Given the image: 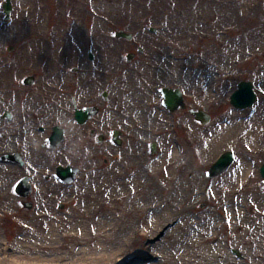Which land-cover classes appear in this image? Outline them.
Listing matches in <instances>:
<instances>
[{"label": "rangeland", "instance_id": "rangeland-1", "mask_svg": "<svg viewBox=\"0 0 264 264\" xmlns=\"http://www.w3.org/2000/svg\"><path fill=\"white\" fill-rule=\"evenodd\" d=\"M5 1L0 0V84L2 86L7 85V81H21L30 71L37 72L36 65H43L46 61L52 66L65 63L70 67L73 64L76 48L100 49L104 41L114 43L110 45L109 53L114 60L113 67H119L122 65L121 55L129 50V46H122L119 44L122 40L115 39L114 34L118 30L140 32L142 33L140 37L149 43L146 45L148 49L158 48V51H162L160 56L151 54L152 58L160 61L154 62L153 65L158 69V78L153 80V83H157L155 86H158L156 90L158 93L154 94H161V90L165 87L180 89L186 98L185 104L188 108L195 111L202 109L212 117L210 123L202 125L191 114L190 109L186 111L179 109L171 113L164 108L167 110L168 121L169 119L171 121V136L179 145L182 158L188 162L186 167L195 169L194 157L197 153L200 156L199 164L204 165L202 177L199 178L198 183H195L197 187L200 183L204 184L202 186L205 189L204 196L195 195L190 200V213H187L182 221L193 220L199 214L210 217L212 214H217V209L219 210L220 207L223 213L221 222L224 221L223 218L227 220L229 197L223 196L218 202L215 195L211 196L210 190L216 183L226 185L228 177L233 176L232 172L235 170L236 190H240L236 207L246 214V218L240 224H236V229L231 222L222 225V231H219L221 238L215 243L221 259L216 260L213 257L211 259L208 256L215 252L214 249L206 256L209 261L205 264H264V212L256 201L249 203L245 201L246 191L249 188H252L253 199L264 195V179L260 174V167L264 163V145L260 141V136L264 135V0H39L42 14L38 16L41 19L38 16H30L26 11L33 4L36 5L37 0H12L13 11L10 20L5 19L2 7ZM224 7L233 15V20L224 23L221 30L220 23L217 32L212 28V24L217 19L220 21ZM150 27L158 29L156 35H151ZM248 32L254 35L260 34V39L247 51L245 60L238 53L225 55L235 40L243 43V35ZM10 46L13 47L12 51H8ZM210 50L218 53L217 60L210 55ZM222 52L225 54L222 55ZM29 60H32L30 71L27 67L30 64ZM214 68L219 71L221 81L213 94L210 89L212 82L206 73ZM142 71L144 77L148 78L149 71L145 66ZM241 81H251L254 84L258 101L252 108L236 109L230 103V97ZM153 83L146 81L149 91ZM199 87L202 88L201 92L196 89ZM193 91L199 93V96L196 97ZM124 111L119 118L125 122V133L129 134L126 135L125 143L121 147L113 142L105 144L104 147L94 144L90 151L80 150V155L84 154V156L79 157L75 154L73 159L80 163L84 170L92 165L105 167V159H109L112 162L106 166L107 169L117 164L116 166L120 168L119 172H122V169H126L128 165L133 167L132 171L127 169L128 174L136 175L134 179L139 187L135 188L131 178L123 180V189L117 194L126 193V196L121 202L110 201L107 206V216L111 218V223H108L111 234L106 241L107 253H103L104 250L95 246L97 243L95 231L103 227L104 223L93 221L91 229L84 230L82 224L87 217L86 209L75 199L85 194L84 183H89V176L86 181L79 180L75 183L70 191L58 187L55 194L36 192L37 197H33L32 200L37 206L30 210L24 205L30 198H21L12 194L9 202L2 201L3 198L0 196V264H189L187 259L182 258L181 250L190 242V235L182 231L178 240L164 237L163 244L157 246L158 240H155L150 230L156 228L155 219L159 217L163 220L170 216L175 205L183 200L184 195L193 187L186 186L187 182L181 180L176 183L165 180L166 173L157 171V165L152 163L161 153L160 141H155L156 137L152 135V130H149L150 136H148L146 132L143 134L137 129L138 123L143 118L141 111H138L137 118H134L135 115L132 117L128 109ZM233 114L244 116L246 121H251L259 115L263 119V125L257 129V134L260 136L252 143H248L247 147L241 146L237 138L234 144L223 148L219 147L216 139H211L205 148L206 151L213 150V154L209 159H205L202 146L193 145L192 131L198 130L200 135L211 132L218 123L228 120ZM198 139L201 140L200 136ZM166 140L164 136V141ZM136 141L143 142L144 145L136 146L134 145ZM152 143H157L155 153L151 152ZM172 145L176 147L175 144ZM74 150L76 151L77 148ZM226 151L234 153L233 164L223 174L210 178V166ZM85 153L88 155L87 160L84 159ZM117 154L121 155L119 160L109 158L111 155L115 158ZM245 164L249 166L246 177L243 169ZM3 169L5 174L0 173V184L4 182L7 187L15 181V176L3 177L7 170L9 172V168H1L2 171ZM147 169L155 171L156 183H167L166 190L157 189L153 199L145 197V193L154 188ZM20 172L19 169L17 173ZM36 177L38 176L35 175ZM112 177L111 173L108 178ZM52 179L54 178L50 180ZM148 179L150 182L147 181ZM43 180L45 178H39L40 183ZM130 187H133L132 195ZM169 195L172 198L166 199ZM113 196L116 194H111V198ZM156 199L160 200L158 210H146V204L152 207ZM63 203L66 205L65 210L59 208V204ZM117 205L120 210L114 214ZM11 209L12 214H9ZM38 213H45L48 216L59 214L64 218L61 231L64 233L71 231L70 234L63 239L56 238L54 241L29 239L23 227ZM217 217L220 218L218 214ZM177 222V218H172L168 222L171 228L167 225L168 228L174 230ZM118 227L132 229L134 233L129 235L126 245L116 248L115 245L122 237L115 232ZM248 227L251 228V233L240 237ZM185 228L186 231L195 230L190 225ZM215 231L216 229L213 230ZM151 246L154 249L150 250ZM102 254H104L103 261L100 258Z\"/></svg>", "mask_w": 264, "mask_h": 264}, {"label": "flooded vegetation", "instance_id": "flooded-vegetation-1", "mask_svg": "<svg viewBox=\"0 0 264 264\" xmlns=\"http://www.w3.org/2000/svg\"><path fill=\"white\" fill-rule=\"evenodd\" d=\"M141 35L132 31L129 40L114 34L116 40H122L119 44L129 46L121 55L119 67H113L114 60L109 53L114 43L104 41L100 49L76 48L70 67L65 63L52 66L46 61L43 65L37 64V72L33 73L30 71L32 60H29L30 72L21 81L0 84V170L9 168L3 177L15 176V181L5 187L8 197L19 196L16 184L28 177L31 184L28 201L34 209L37 203L32 198L37 197L36 192L51 193L48 188L51 189L52 183L73 185L79 181L84 168L73 159L75 154L84 156L80 150L90 151L94 144L104 147L113 142L121 147L125 143L129 133H125V122L119 118L124 110L128 109L134 118L138 117V111L143 113L142 120L146 116L152 118L157 109L153 102L161 95L154 94L158 86L153 83L158 78V69L153 65L160 61L151 54L160 56L162 51L148 49V42ZM144 66L150 73L148 78L143 75ZM146 81H152L153 90L149 91ZM187 109L190 108L186 105L183 110ZM120 157L117 154L109 158L119 160ZM111 162L105 159L106 166ZM1 172L5 174L4 169ZM40 177L45 178L41 183ZM60 209L65 210L66 205Z\"/></svg>", "mask_w": 264, "mask_h": 264}, {"label": "bare ground", "instance_id": "bare-ground-1", "mask_svg": "<svg viewBox=\"0 0 264 264\" xmlns=\"http://www.w3.org/2000/svg\"><path fill=\"white\" fill-rule=\"evenodd\" d=\"M38 2L39 0H37L36 5L33 4L30 9L26 10L30 16H38L39 14L41 16L42 13ZM234 10L236 11V7ZM39 19H41V17ZM219 19L220 21L217 19V21H214L212 24V28L215 29V31L217 32V27L220 25V23L221 25L219 28L221 30L223 28L222 25L224 23H230L229 21L233 20V15L230 14L228 10H226V8L224 7L221 11V17ZM243 36V43H238L235 40L226 51V54L224 52H222L221 54L230 55L233 53H238L242 56L243 60H245V55L247 51L252 49L258 43L260 39V34L254 35L251 32H248L245 33V35ZM209 53L211 56H213L214 60H217L218 53L215 50H210ZM206 74L209 76V79L212 82L210 85V89L211 92L214 94L221 81L219 71L215 70L214 68L213 70H208ZM202 85L203 83L200 85V87H202ZM200 87L196 88L199 92L202 91V88ZM193 93H195V91H193ZM195 96L198 97L199 93H195ZM153 105L157 106V111H155V114L152 115V118H149L150 116H146L142 120V125L140 127V130L143 134H145V132L149 134L148 129L152 128V132L156 137L155 141L159 140L161 143V153L152 161V163H155L157 165V171L166 173L165 180L167 182L176 183L177 181L181 180L185 183L187 182L186 186L193 187V189H190L184 195L183 200L179 201L175 205V209L173 210V213L170 216L165 217L163 220H160L159 217L155 219L156 228L150 230V233L155 238V240H158L157 246H159L163 244L162 240L164 237H169L170 239L172 238V240H178L179 233L185 231L187 235H190V242L187 243L188 245L186 246V248L181 250V254L182 258L187 259V262L189 264L207 263L209 261V258L206 256L214 249L215 252L208 256H210L211 259L212 257L216 260L221 259L220 252L216 251L217 245H215V243L218 242L221 238V236L219 237V231L221 230L222 225H228V223L231 222L234 224L236 229V224H240L246 218V214L242 211H239V209L236 207L237 202L239 201L238 196L240 194V190H236V175L234 173L235 170L232 172L233 176L228 177V183L226 185H223V183H216L210 190L211 196L215 195L217 198L216 200L218 202L222 200L223 196L229 197L227 200V207L229 212L227 220L223 218L224 221L221 222L220 219H222L221 216H223V213L220 207L219 210L217 209V214L220 216V218L217 217V214H212L210 217H204L202 216V214H199L193 220L187 219L185 221H182V219H184L183 217L187 213H190V200H192L195 195L203 194L204 196L205 189L202 188L204 184L200 183L199 187H197V185L195 184L198 183V181H200L199 178L202 177L204 165H202V163L199 164L198 161L200 159V156L197 153L194 157L195 169L193 170L189 167H186L188 165V162L182 158L180 154V147L175 143L174 137L171 136V121L170 119L168 121V118L166 117L167 110H164L165 107L162 104L161 98H156L153 102ZM144 109H147L146 105L144 106ZM262 125L263 119L259 115L256 118L254 117L253 119H251V121H246L244 119V116L242 117L239 114H233L228 120L218 123L211 132H205L200 135V131H192L194 137L193 145L195 146V144H199L200 146H202L201 149H204V158L209 159L210 157H212L211 155L213 154V150H211L212 152L206 151L207 149L205 147L208 146L207 144L211 139H216L219 144V147L221 148L234 144L236 142V138L240 141L241 146L247 147L248 143H252L256 139V137L260 136L259 134H257V129ZM164 136H166L167 138L166 141H164ZM199 136L201 140L198 139ZM262 137L264 138V135L260 136V141L261 144L264 145V139ZM172 144H175L176 147L174 148ZM134 145L142 146L144 144L143 142L136 141L134 142ZM87 156L88 155H86L84 159H86ZM92 156L93 154H91V157ZM116 165L117 164L111 166L110 169H107L106 167H102L100 165H92L89 169L83 170L79 180L86 181L87 177L90 176V181L89 183H84V186H86L85 194H81L80 196L75 198L76 202L79 201L80 204L86 209L87 217L83 220L84 224H82V226L85 228L84 230L89 231L91 229L90 227L93 221H96L98 223L102 221L101 223H104L103 227H100L95 231V235L97 237V243L95 246L96 248L104 250L102 251L103 253H107L108 245H106V241L109 240V235L111 234V230L108 226V223L110 222L111 218L107 216V206L109 205V202H121L126 196V193L117 194L119 190L123 189V180L131 178L132 184L135 185V188L139 187V185L136 184L134 179L136 175L133 174L132 176H130L128 174V171H132L133 167L127 165L126 169L124 168L122 169V172H119L120 168ZM150 169H147V172L149 173V175H147L150 177L152 183L154 184V188L151 189L149 192L145 193V197L147 199H153V197H155L157 189L165 191L167 187L166 182L159 184L156 183V175L154 174L155 171L153 172V170ZM243 169L246 172V177L249 173V166L245 164V167ZM111 173L113 174V177L108 178ZM192 177H194V179H192ZM3 179L4 178L2 177V180ZM150 179H148L147 181L150 182ZM3 183L4 182L0 184V187L2 189V193L0 194V196L3 198L2 201L7 200L11 202V198L8 197V192L6 191L5 185ZM42 185L45 186L46 184L43 183ZM73 185L52 183V185L50 186L51 189L48 188V190H51L50 192L52 194H55V191L58 189V187L69 190L72 189ZM130 188L131 189L129 190L132 191L130 194L132 195L133 187ZM251 189L252 188H249V190L246 191L247 196L245 198V201L247 203L251 201H256L259 204L260 209L264 212V195L262 194L261 196H257L253 199ZM111 194H116V196H113L111 198ZM171 198V195L166 197V199ZM155 204L153 207H151V211L158 210V207L160 206V200L156 199ZM147 205L148 204H146V206ZM118 207L119 205L115 207L116 212L114 214H117L120 210V208L118 209ZM9 214H11V212H9ZM172 218H177L178 220L176 224L177 226L174 227V230H171V224H168V222ZM63 219L64 218L60 217V215L56 213L53 216H48L45 213H38L36 216L32 217L31 222H29V224H25V226L23 227L24 231L28 233L26 237L35 240L50 239L53 241L56 240V238L63 239L66 235H69L71 232L69 231L64 233L61 231V223ZM104 220H106V222ZM167 225H169L170 228H168ZM189 225L193 226L195 230L186 231L187 228L185 227ZM122 229H124V231ZM215 229L216 231L213 232V230ZM125 231H130V233H124ZM115 232L122 236L120 238L121 240L115 245L116 248H119L122 245H126L129 235L131 233H134L132 229L128 230L126 229V227H118L115 229ZM234 232H236V230H234ZM250 233L251 228L248 227L247 229H245V233L241 234L240 237L248 236ZM149 249L152 250L154 249V247L151 246L149 247ZM100 258L101 261H103L104 254L100 255Z\"/></svg>", "mask_w": 264, "mask_h": 264}, {"label": "water", "instance_id": "water-1", "mask_svg": "<svg viewBox=\"0 0 264 264\" xmlns=\"http://www.w3.org/2000/svg\"><path fill=\"white\" fill-rule=\"evenodd\" d=\"M3 8L5 13L7 14V18H10V13L12 11L11 0H7L6 3L3 4ZM118 37H126L131 38L124 31L118 32ZM166 101L165 104L173 111L179 107L180 104L183 105V99L179 91H171L165 90ZM257 100V96L253 89V84L251 82H241L239 84V89L233 93L231 96V103L236 108H247L253 106L255 101ZM196 119L201 121L203 124H206L210 120V116L204 113L203 111L194 112ZM234 160V154L232 152L224 153L218 161L210 168L209 175L210 177H215L217 175L225 172ZM261 174L264 178V164L261 167ZM21 188L24 189L26 187L25 184L20 185ZM23 194V193H22ZM25 194V193H24ZM27 194V193H26Z\"/></svg>", "mask_w": 264, "mask_h": 264}]
</instances>
